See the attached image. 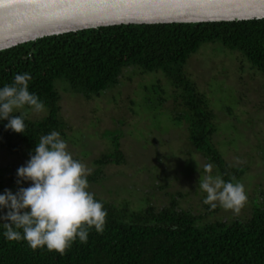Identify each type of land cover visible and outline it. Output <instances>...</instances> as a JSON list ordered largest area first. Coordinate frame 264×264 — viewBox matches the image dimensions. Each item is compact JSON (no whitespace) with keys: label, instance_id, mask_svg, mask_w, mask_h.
<instances>
[{"label":"trees","instance_id":"16d2710c","mask_svg":"<svg viewBox=\"0 0 264 264\" xmlns=\"http://www.w3.org/2000/svg\"><path fill=\"white\" fill-rule=\"evenodd\" d=\"M214 43L239 53L264 77V18L99 27L0 51V88L11 84L16 74H30L29 91L47 111L35 121L14 112L24 118L23 134L6 129L8 121L0 120V149L22 151L30 157L41 136L52 131L62 134L65 125L59 119L57 82L66 84L69 93L90 100L118 85L126 69L133 70H127L133 75L160 71L187 107L177 114L188 123L192 149L213 162L226 182H235L245 170L231 169L219 155L212 142V115L184 71L200 47ZM107 135L114 152L103 155L97 164L118 165L123 161L118 137L114 132ZM96 177L92 174L87 180L95 182ZM259 196L261 200H255L249 216L207 222L180 208L175 197L168 205H147L139 210L95 197L107 212L102 232L93 228L86 243L77 239L59 253L46 247L32 249L24 240L10 241L0 226V264H264V190H259Z\"/></svg>","mask_w":264,"mask_h":264},{"label":"rangeland","instance_id":"374dc122","mask_svg":"<svg viewBox=\"0 0 264 264\" xmlns=\"http://www.w3.org/2000/svg\"><path fill=\"white\" fill-rule=\"evenodd\" d=\"M127 70L131 69L123 72L118 85L90 100L69 93L64 83L55 85L60 95L59 119L65 125L60 137L73 158L97 176L95 182H88V191L131 210L147 205L158 208L175 197L180 208L200 215L202 222L249 216L255 200H261L259 190H264V77L239 53L219 43L200 47L184 67L212 115V142L219 155L231 169L245 170L235 182L244 185L247 202L235 213L219 206L215 211L203 203L206 194L199 188V176L206 175L204 165H213L211 175L220 173L213 162L192 149L188 123L177 114L187 111L178 92L160 71L133 75ZM16 112L31 121L47 114L46 109ZM108 132L118 137L123 155L118 165L97 164L103 155L114 152ZM28 159L22 151L0 149V194L30 186L28 181L17 184V170Z\"/></svg>","mask_w":264,"mask_h":264},{"label":"clouds","instance_id":"9594fccd","mask_svg":"<svg viewBox=\"0 0 264 264\" xmlns=\"http://www.w3.org/2000/svg\"><path fill=\"white\" fill-rule=\"evenodd\" d=\"M30 79V74H16L11 84L0 88V120L8 121L6 129L15 133L23 134L26 125L23 116L14 112L26 106L37 113L45 110L39 97L29 91ZM212 169V164H205L206 175L199 176V188L206 194L203 203L239 213L247 202L244 185L213 176ZM90 174L91 169L73 158L59 132L41 136L26 164L17 170V184L28 181L30 186L0 194L5 238L24 240L32 249L64 253L77 239L86 243L89 230L102 232L107 212L88 191Z\"/></svg>","mask_w":264,"mask_h":264},{"label":"water","instance_id":"95a60500","mask_svg":"<svg viewBox=\"0 0 264 264\" xmlns=\"http://www.w3.org/2000/svg\"><path fill=\"white\" fill-rule=\"evenodd\" d=\"M263 18L264 0H0V51L99 27Z\"/></svg>","mask_w":264,"mask_h":264}]
</instances>
